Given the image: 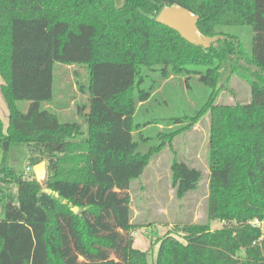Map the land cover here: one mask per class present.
Here are the masks:
<instances>
[{"label": "trees", "instance_id": "16d2710c", "mask_svg": "<svg viewBox=\"0 0 264 264\" xmlns=\"http://www.w3.org/2000/svg\"><path fill=\"white\" fill-rule=\"evenodd\" d=\"M173 4L198 14L211 40L191 43L158 22ZM246 25L252 55L223 30ZM236 53L264 70V0H0V75L10 110L6 131L0 117V264H150L130 234L129 189L152 155L208 110L212 218L226 224L185 225L182 240L167 232L155 264H264V225L250 223L264 222V83L252 82L249 103L215 104L222 67ZM57 62L89 67L80 83L89 94L86 130L50 107ZM151 73L158 78L144 88ZM175 76L211 87L206 102L190 115L139 118ZM19 101H28L26 111ZM150 130L160 142L148 147ZM23 146L32 167L48 160L46 188L13 159ZM172 170L179 196L202 179L185 161L174 159Z\"/></svg>", "mask_w": 264, "mask_h": 264}, {"label": "rangeland", "instance_id": "374dc122", "mask_svg": "<svg viewBox=\"0 0 264 264\" xmlns=\"http://www.w3.org/2000/svg\"><path fill=\"white\" fill-rule=\"evenodd\" d=\"M118 4L122 0H117ZM223 30L237 34L242 41L245 51L252 55L254 31L251 26L223 27ZM206 39L203 42H209ZM157 74L151 73L147 77L144 88L155 84ZM89 79L87 65H72L55 63L54 67V103L51 104L62 121H80L83 129L88 112L89 94L80 89V83L85 84ZM171 77L161 84V88L153 99L144 106L139 118L148 120L154 116L167 118L170 116H185L193 114L208 99L211 87L196 78ZM264 83V70L251 63L242 54H233L222 67L219 77V95L216 97L217 105H237L249 103L252 99V82ZM4 79L0 75V117L6 131L10 120V110L2 91ZM28 101H19L20 109L26 111ZM45 107H47L45 105ZM152 130V129H151ZM149 131L151 139L146 146L158 144L160 139L155 131ZM212 130V114L208 110L190 129L179 133L163 149L154 153L144 173L133 180L129 193L131 196V213L134 237V246L149 252L150 264H155L159 247L158 240L167 232L172 231L182 240L180 229L185 225L211 223L212 229L221 228L226 224L220 218H212L210 205L211 186V160L210 138ZM148 133V132H147ZM139 138V137H138ZM29 152L26 147L17 148L12 154L13 159H19L18 166L24 169V175L33 176L29 159L23 152ZM20 154L16 156V153ZM174 159L185 161L202 172V179L198 187L186 192L183 196L177 193V186L173 182L172 163ZM2 155H0V163ZM17 164V163H16ZM41 164V163H40ZM45 178L42 186L46 188L50 176L48 160H44ZM31 167V171L28 170ZM12 193L17 187L10 185ZM7 190V192H10ZM4 214L0 211V218ZM237 225L236 221L229 222Z\"/></svg>", "mask_w": 264, "mask_h": 264}, {"label": "water", "instance_id": "95a60500", "mask_svg": "<svg viewBox=\"0 0 264 264\" xmlns=\"http://www.w3.org/2000/svg\"><path fill=\"white\" fill-rule=\"evenodd\" d=\"M200 16L186 7L173 4L165 6L157 17V21L178 31L191 43L203 42L206 37L198 27ZM36 178L42 182L45 178L44 162L34 168Z\"/></svg>", "mask_w": 264, "mask_h": 264}, {"label": "built area", "instance_id": "2783aa9c", "mask_svg": "<svg viewBox=\"0 0 264 264\" xmlns=\"http://www.w3.org/2000/svg\"><path fill=\"white\" fill-rule=\"evenodd\" d=\"M28 170L31 171V167H28ZM250 223H252L253 225H258V226H262L264 225V222H260L258 219L252 220ZM264 238V235H263Z\"/></svg>", "mask_w": 264, "mask_h": 264}]
</instances>
